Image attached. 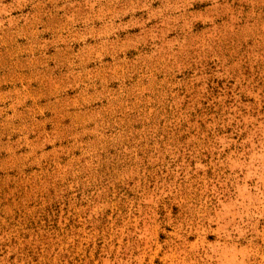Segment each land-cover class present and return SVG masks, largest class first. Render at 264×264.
I'll return each instance as SVG.
<instances>
[{
    "label": "rangeland",
    "instance_id": "obj_1",
    "mask_svg": "<svg viewBox=\"0 0 264 264\" xmlns=\"http://www.w3.org/2000/svg\"><path fill=\"white\" fill-rule=\"evenodd\" d=\"M0 264H264V0H0Z\"/></svg>",
    "mask_w": 264,
    "mask_h": 264
}]
</instances>
